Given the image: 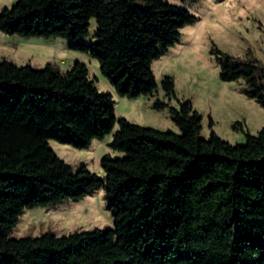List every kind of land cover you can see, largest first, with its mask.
Segmentation results:
<instances>
[{
	"label": "trees",
	"instance_id": "trees-1",
	"mask_svg": "<svg viewBox=\"0 0 264 264\" xmlns=\"http://www.w3.org/2000/svg\"><path fill=\"white\" fill-rule=\"evenodd\" d=\"M196 19L170 0H15L0 8V31L65 38L98 61L117 94L134 97L156 89L152 61ZM210 53L218 77L241 79L264 107V65L214 43ZM160 86L177 106L155 97L152 107H168L177 131L116 118L112 93L82 61L61 70L0 59V264H264V126L251 133L234 123L245 139L231 143L209 117L203 136L201 114L176 96L173 77ZM109 133L119 153L100 157L103 176L73 168L48 141L87 148ZM98 186L111 227L10 236L26 208Z\"/></svg>",
	"mask_w": 264,
	"mask_h": 264
},
{
	"label": "rangeland",
	"instance_id": "rangeland-1",
	"mask_svg": "<svg viewBox=\"0 0 264 264\" xmlns=\"http://www.w3.org/2000/svg\"><path fill=\"white\" fill-rule=\"evenodd\" d=\"M14 1L0 0V8ZM170 1L186 7L197 19L182 27L179 40L152 61L157 87L151 94L134 97L117 94L93 56L69 48V41L58 36H20L0 31V59L7 58L17 64L29 62L36 67L49 61L61 70L69 68L75 60L82 61L97 88L112 93L116 118L125 117L141 125L177 131L168 107H152L155 97L177 106L176 99H168L160 86L162 76L169 74L174 80L176 96L189 98L201 114V135H208L210 117L212 128L220 137L231 143L243 142V131L233 128V124L240 122L244 130L255 133L264 126V107L243 93L241 79L224 81L218 77V63L210 47L214 43L222 51L241 57L248 53L264 65V0ZM90 22L88 39L95 27L93 18ZM110 139V133L103 139H93L87 148H76L54 139L48 141L56 154L73 168L83 163L103 176L100 157L105 153H119L108 145ZM105 203L103 188L98 186L77 200L26 208L10 236H34L47 230L61 235L74 230L111 227L113 218Z\"/></svg>",
	"mask_w": 264,
	"mask_h": 264
}]
</instances>
